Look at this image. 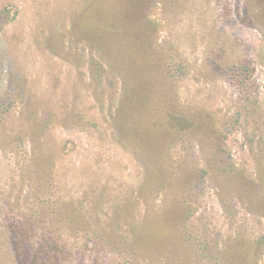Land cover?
<instances>
[{
    "label": "rangeland",
    "instance_id": "1",
    "mask_svg": "<svg viewBox=\"0 0 264 264\" xmlns=\"http://www.w3.org/2000/svg\"><path fill=\"white\" fill-rule=\"evenodd\" d=\"M0 105V264H161L131 246L160 167L192 264H264V0H0Z\"/></svg>",
    "mask_w": 264,
    "mask_h": 264
},
{
    "label": "trees",
    "instance_id": "2",
    "mask_svg": "<svg viewBox=\"0 0 264 264\" xmlns=\"http://www.w3.org/2000/svg\"><path fill=\"white\" fill-rule=\"evenodd\" d=\"M108 21V20H107ZM104 22V21H103ZM108 32H117L114 27L108 30ZM1 106V105H0ZM24 110V109H23ZM23 110L21 112L23 113ZM7 111V110H5ZM21 113V114H22ZM200 115H203V112H199ZM180 115H173L172 120H161V126H167L168 124L173 125L174 122L178 120H183L180 118ZM188 122H196L192 120L193 117L186 115L182 116ZM191 122V123H192ZM6 120L2 121L0 127H5ZM136 127L139 125L136 123ZM26 132L24 126H21L19 132ZM15 133V130L5 129L0 130L1 141L3 146L7 144L8 134ZM152 138L158 139L157 135H154ZM151 138V139H152ZM31 143V148L28 146L27 151H31V157L37 158L39 156H43L44 160H39L40 164L47 161V156L45 157V152H40L35 150V147L40 146V142L34 139H29ZM140 147L146 146L145 140H137ZM33 151V152H32ZM153 161H157L156 157H153ZM33 165V164H32ZM35 168V167H34ZM38 170H42L41 168H36ZM36 170V171H38ZM44 171L37 173L36 179L39 184L45 183L48 179L43 176ZM171 177L163 170L162 167L159 169H151V171H147L145 178V186L142 188L143 192L158 191L164 190L167 188L169 190H165V201L159 200V204L153 207V216L155 218L150 219L148 206H146V212L144 215L145 222L141 221L138 225L131 226L133 235L131 238V246L135 247L134 244L138 245V250L143 251L148 254V260L150 262L157 261L161 264H192L194 262V256L198 254L197 247H194L190 243V236L185 231L186 221L189 220V217L193 214V209L191 210V206L189 203H186L183 206L182 210H176L177 204L185 203L179 201V193L182 191L184 184L187 182L186 178L180 180L178 186H171L169 180ZM146 187V188H145ZM170 187V188H169ZM148 194V193H147ZM146 200V199H144ZM10 199H7V203H10ZM127 209V206H124ZM130 210V209H129ZM121 215L119 214L118 218ZM160 217V218H159ZM165 217V218H164ZM159 218V219H158ZM150 219V221H149ZM173 221V222H172ZM151 223V225H150ZM220 246V247H219ZM197 250V251H196ZM218 255L211 254V258L215 256L216 263L213 264H251L257 258V252L251 250L249 252L247 245L241 239H234L227 244L225 243V247H221V245H217ZM206 259L209 257V254L206 253ZM205 259V260H206ZM219 261V262H218Z\"/></svg>",
    "mask_w": 264,
    "mask_h": 264
}]
</instances>
